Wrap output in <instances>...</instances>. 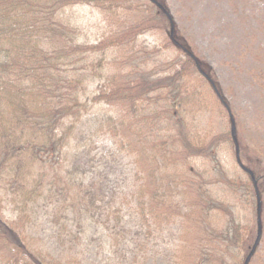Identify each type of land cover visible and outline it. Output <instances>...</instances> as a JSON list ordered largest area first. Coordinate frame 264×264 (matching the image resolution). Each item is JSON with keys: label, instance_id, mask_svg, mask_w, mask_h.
Wrapping results in <instances>:
<instances>
[{"label": "rangeland", "instance_id": "1", "mask_svg": "<svg viewBox=\"0 0 264 264\" xmlns=\"http://www.w3.org/2000/svg\"><path fill=\"white\" fill-rule=\"evenodd\" d=\"M82 1L58 13L59 27L58 22L50 24L65 39L67 46L63 47L68 51H74L75 46L97 49L90 56H79L77 67H68L70 73L75 68L78 71L75 77L82 83L80 104L85 106L87 116L76 124L73 135L66 133L70 140L64 154L70 161L83 160L86 150L91 151V156L106 152L118 156L120 152L123 162L110 176L112 186L117 182L115 177L121 181L123 176L129 185L132 181L144 185L142 210H138L137 203L124 207L135 206L138 219H142L143 211L147 220H132L134 225L127 228L132 234H141L138 241L122 242L118 240L119 230L113 238L100 227V233L105 235L98 243L100 250L84 245L73 252H60L58 237L52 238L54 218L43 202L32 204L23 219L24 207L18 201L5 208L6 220L22 221L31 230L38 228V244L52 251L51 258L57 264L79 259L80 251L84 254L83 264H137L133 255L147 260H137L138 264H264V181L257 201L253 195L256 179L249 174L256 171L259 177L264 176V0ZM180 59L185 63L182 89L179 92L176 84L165 93L172 99L182 92L181 101L177 98L178 104L170 113L183 115V133L188 136L190 148L178 141L176 148L169 150L161 147L160 140L166 137L169 127L164 119L170 114L166 107L171 102L164 95L151 94L152 111H143L139 116L132 113L130 104L117 102V97L110 102L107 95L108 89L120 86L121 82L114 78L131 74L138 62L150 65L143 75L152 79L148 72L173 73ZM199 63L206 76L214 78L216 91L202 76ZM143 107L147 109V105ZM145 117L155 119L150 127ZM176 123L178 119L174 127ZM178 126L181 125L175 129ZM203 147L213 151L211 158L190 154L192 148ZM129 151L136 156L129 155ZM15 172L7 171L2 185H13L18 179ZM100 172L99 168L96 177L102 178ZM137 173L142 174L139 181ZM241 178L253 185L246 198L242 185L236 183L234 190L229 187V182ZM164 179L167 185L163 188L160 184L158 190L163 194L162 205L146 207L148 201L159 199L158 180ZM193 182L196 183L191 185ZM255 183L258 187V181ZM122 191L124 195L140 192L130 187ZM235 198L240 200L233 201ZM0 200L15 202L6 196V190H0ZM108 200L107 196L104 202ZM207 200L223 201L222 207L230 208L227 213L214 211L203 205ZM128 212L133 213L129 209L122 213L125 221L131 215ZM236 224L239 239L247 237L249 242L239 248L235 234L228 233ZM84 237L79 236V241L84 239L86 243L91 235ZM227 241L232 242L229 245ZM66 248L70 250V246Z\"/></svg>", "mask_w": 264, "mask_h": 264}, {"label": "trees", "instance_id": "2", "mask_svg": "<svg viewBox=\"0 0 264 264\" xmlns=\"http://www.w3.org/2000/svg\"><path fill=\"white\" fill-rule=\"evenodd\" d=\"M78 1L0 0V81H2L0 82V118L2 119L0 122V190H6V196L15 201L0 200V264H57L51 258L52 251H46L45 247L38 244L39 239L36 237L41 235L38 228L31 230L25 224H21L22 221L6 220L5 208L16 205L18 201L24 207V209L21 208L24 214L23 219L27 218L26 213L30 211L32 204L38 206L40 202L45 203L44 208L47 211L50 210L51 217L54 218L52 238L58 237L61 245L60 252H73L84 245L87 248L100 250L98 243L105 237L102 233L104 230L113 238L115 232L119 230L118 240L125 243L138 241L141 234H138V231L132 234L127 228L134 225H131L132 220H135L134 223L147 220L143 211L142 219H138L139 215L137 216L134 211L135 206L124 207L137 203L138 210L141 206L143 208L140 196L144 193L142 189L144 185L135 184L134 181L129 185V180L123 176L121 181L115 177L117 182L112 186L110 176L115 172V168L120 166L122 161L120 152H118L119 157L110 152L96 153L91 156V151L86 150L83 160L74 158L70 161L64 154L70 140L66 133L73 135L76 124L80 123L83 116H87L85 106L80 104L79 88L82 83H79L75 77L78 71L75 68V71L70 73L68 67H77L80 64L77 61L81 59L79 56H85V54L90 56L97 49L75 46L76 51H68L65 48L67 46L65 39L56 34L53 31L54 27H50V24L58 22L57 26L60 25V17L59 21L57 20L58 13L69 6L80 4ZM83 1L84 3L95 2V0ZM160 8L164 11L162 6ZM46 47H53V49L49 50ZM184 65L185 63L180 59L173 73L166 71L159 75H152L148 72L152 78L148 79L144 78L143 70H148L150 65L138 62L131 74L114 78V81L118 79L121 82L120 86L117 89H108L107 98L110 102H114L117 97V102L130 104L129 107L134 110L132 113L139 116L143 111H152L149 109V102L152 101L150 95L161 94L165 96L164 99L171 102L170 106L166 107L167 113H170L178 104L177 98L181 101L182 92L170 99L166 97L165 91L174 88L176 84L179 85L177 90L181 91ZM199 66L202 76L208 79L213 91H216L214 78L206 76L200 63ZM111 84L114 85L112 81ZM145 105L147 109L143 107ZM165 116L164 123L169 127L166 137L163 136V139L160 137L161 147L170 150L173 146L176 148L179 141L180 144L184 143V146L190 148L188 136L183 133L185 131L183 115L177 117L170 113ZM176 119L178 123L174 127ZM144 120L149 127L155 121L146 117ZM67 123L68 127L65 126ZM177 124L181 126L175 129ZM203 148H192L190 154L194 157L211 158L213 151ZM133 151H129V155L136 156ZM162 160L164 162V157ZM99 168L102 178L99 175L96 177V171ZM12 169L16 171L15 176L18 179H14V184L10 187H5L1 181L4 180L7 171ZM249 174L259 183L257 187L256 181L254 182L253 195L257 201H260L258 189L260 183L264 181V176L259 177L256 171H251ZM141 176L142 174H135L137 181ZM166 179L158 180L159 199L148 201L146 207L152 208L156 203L159 206L162 205L160 199L163 194L158 190L161 188L160 184L163 188L167 185ZM241 179H234L233 182L231 181L232 185L229 182V187L234 190L236 183L242 185L241 191L245 197L252 191L253 185L246 179L244 181V178ZM19 183H21L20 187ZM194 183L196 182L191 185ZM122 187L126 190L130 187L140 192L138 195L133 193L124 195ZM196 188L203 190L202 186H196ZM108 190L111 191L108 192ZM199 193L204 196L201 191ZM107 196L109 200L104 202ZM205 197L208 198V196ZM239 200L240 198L233 199V201ZM212 201L207 200L203 205L213 208L214 211L219 209L221 212L225 210V213L228 212L230 207L227 206L228 208L224 209L223 201ZM125 209L133 211V213L128 212L131 215L127 216V221L125 216H122ZM257 211L256 216L259 218L260 213L259 210ZM17 212L19 210L14 211L18 214ZM19 213L22 214V211ZM135 226L138 228V225ZM237 226L236 224L233 231L228 233L235 234L233 238H235L236 248H239L249 242L247 237L242 241L239 239L240 230ZM56 227L58 229L54 231ZM100 227H103L101 233ZM89 235L91 237L86 243L82 242L84 239L79 241V236L87 238ZM231 242L227 241V244L230 245ZM114 243L117 246V242ZM141 244L142 242L139 248ZM66 245L70 246V250L66 248ZM80 254L79 259L70 260L66 264H83L84 254L81 251ZM133 258L137 264L145 259L139 258L138 255H133Z\"/></svg>", "mask_w": 264, "mask_h": 264}]
</instances>
